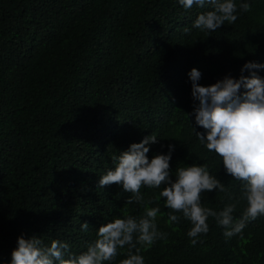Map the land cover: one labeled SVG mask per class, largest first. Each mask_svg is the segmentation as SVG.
Returning a JSON list of instances; mask_svg holds the SVG:
<instances>
[{
	"label": "trees",
	"instance_id": "1",
	"mask_svg": "<svg viewBox=\"0 0 264 264\" xmlns=\"http://www.w3.org/2000/svg\"><path fill=\"white\" fill-rule=\"evenodd\" d=\"M234 2L235 24L206 32L193 24L213 10L208 3L186 10L179 0H0V264H11L21 235L67 242L78 255L100 226L143 215L126 203L130 193L98 182L114 155L152 134L149 160L175 146L173 182L178 167L207 164L240 196L241 183L198 141L195 130H205L195 123L188 75L196 68L200 85L211 86L239 79L249 61L264 63V0ZM160 190L141 191L147 202ZM201 199L217 212L234 202L216 190ZM146 206L160 207L167 239L141 249L145 264H264V216L231 238L209 217V232L193 246L190 222L170 224L163 198ZM245 207L237 205L234 219ZM125 258L127 248L111 264Z\"/></svg>",
	"mask_w": 264,
	"mask_h": 264
},
{
	"label": "clouds",
	"instance_id": "2",
	"mask_svg": "<svg viewBox=\"0 0 264 264\" xmlns=\"http://www.w3.org/2000/svg\"><path fill=\"white\" fill-rule=\"evenodd\" d=\"M206 3L213 10L200 14L194 21V28L215 32L225 22L235 24L237 21L234 0H179L186 10L194 5L203 7ZM240 8L250 11L248 3H242ZM261 69L264 63L249 61L241 68L239 79L229 75L211 86L200 85L202 74L198 69L193 68L188 74L192 96L199 102L194 107L195 123L205 130L203 133L195 130L198 141L208 152L220 157L226 173L241 183L238 198L225 183L210 174L207 164L178 167L173 182L170 160L175 146L169 145L167 155L157 154L149 160V145L158 142L157 136L152 134L140 143L131 144L118 157L114 155V169L108 170L98 182L100 189L116 184L130 193L126 203L141 205L143 215L117 217L100 226L97 238L78 255L71 252L67 242L53 239L47 246L37 236L25 238L21 235L11 253V264H111L125 248L127 258L119 264H145L141 249L167 239V233L159 231L156 222L160 207L146 206L161 198L169 209L170 224H178L181 218L190 222L187 236L193 246L202 234L209 232V217L215 218L217 225L225 229V238L242 234L247 222L264 216V78L255 71ZM246 71L250 73L247 76L244 75ZM146 187L162 190L154 200L146 202L141 191ZM214 190L225 193L234 202L225 204L219 212L204 207L202 194ZM241 201L246 202V207L237 220L233 213ZM88 229L87 222L81 224V231Z\"/></svg>",
	"mask_w": 264,
	"mask_h": 264
}]
</instances>
